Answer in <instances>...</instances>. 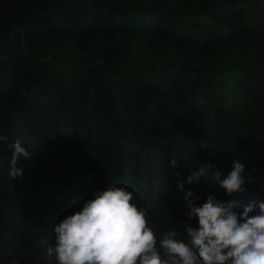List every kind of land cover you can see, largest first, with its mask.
Segmentation results:
<instances>
[{
    "label": "trees",
    "instance_id": "16d2710c",
    "mask_svg": "<svg viewBox=\"0 0 264 264\" xmlns=\"http://www.w3.org/2000/svg\"><path fill=\"white\" fill-rule=\"evenodd\" d=\"M0 137V264H55L53 225L109 184L157 240L184 236L178 182L241 212L264 200V0H0Z\"/></svg>",
    "mask_w": 264,
    "mask_h": 264
},
{
    "label": "clouds",
    "instance_id": "9594fccd",
    "mask_svg": "<svg viewBox=\"0 0 264 264\" xmlns=\"http://www.w3.org/2000/svg\"><path fill=\"white\" fill-rule=\"evenodd\" d=\"M10 147L8 176H21L17 164L32 153L21 138ZM169 163L178 166L175 159ZM209 167L201 165L191 171L186 181L208 175ZM213 179L231 196L243 190L247 178L244 165L234 162L226 175L216 172ZM177 188L183 193L187 221L195 217L197 224L193 227L186 221L183 237L170 229L157 240L147 209L139 207L126 188L109 184L85 200L79 211L53 225L54 243L46 247V255L55 264H264V200L250 202L237 212L238 201L209 196L197 206L198 196L181 182Z\"/></svg>",
    "mask_w": 264,
    "mask_h": 264
}]
</instances>
